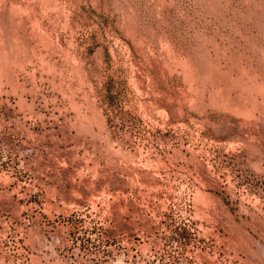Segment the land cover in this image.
<instances>
[{
	"label": "rangeland",
	"instance_id": "obj_1",
	"mask_svg": "<svg viewBox=\"0 0 264 264\" xmlns=\"http://www.w3.org/2000/svg\"><path fill=\"white\" fill-rule=\"evenodd\" d=\"M0 264H264V0H0Z\"/></svg>",
	"mask_w": 264,
	"mask_h": 264
}]
</instances>
